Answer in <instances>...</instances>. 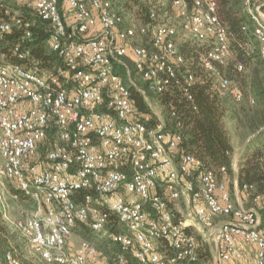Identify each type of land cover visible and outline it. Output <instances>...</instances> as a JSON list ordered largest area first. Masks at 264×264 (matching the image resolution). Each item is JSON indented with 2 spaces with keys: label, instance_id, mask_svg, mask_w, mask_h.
<instances>
[{
  "label": "built area",
  "instance_id": "1",
  "mask_svg": "<svg viewBox=\"0 0 264 264\" xmlns=\"http://www.w3.org/2000/svg\"><path fill=\"white\" fill-rule=\"evenodd\" d=\"M25 1L49 23V44L63 64L49 71L31 65L32 21L0 0V42L14 28L24 32L8 52L0 46V178L36 203L15 228L49 263L87 264L99 256L89 239L72 250L73 228L86 223L105 233L115 215L124 227L111 233L119 250L95 264H221L245 259L242 245L254 251L246 264H264V192L239 186L252 205L237 206L227 167L215 171L182 151V134L134 102L132 87L146 100L148 92L177 86L192 98L201 77L186 67L179 28L153 24L143 44L145 29L139 33L110 0ZM243 3L252 21L243 26L252 33L246 46L264 59V0ZM172 6L186 18L184 33L207 46L200 66L213 78L212 91L241 102V88L221 74L231 50L216 0H194L191 12L187 0ZM236 68L243 71L244 64ZM233 169L237 175L236 160ZM211 234L213 260L205 257ZM0 264L25 263L9 249Z\"/></svg>",
  "mask_w": 264,
  "mask_h": 264
},
{
  "label": "trees",
  "instance_id": "2",
  "mask_svg": "<svg viewBox=\"0 0 264 264\" xmlns=\"http://www.w3.org/2000/svg\"><path fill=\"white\" fill-rule=\"evenodd\" d=\"M110 1L115 6L114 0ZM119 1L124 3L123 7L134 13L137 19V30L141 33L142 29H145V37L148 31H151L153 24L164 23L174 13L172 6L174 0H164V3L159 6L153 4L151 0ZM187 1L188 10L191 12L194 0ZM216 3L219 19L228 31L231 50L229 62L224 69H221V74L229 77L234 85L241 88L244 94L243 100L235 102L231 96L221 97L212 91L213 78L200 66L201 55L207 46L196 39L179 43L186 57V67H189L197 77H201L200 81L190 89L192 98H189V93L185 92L184 88L178 86L161 94L148 92V97L156 100L163 108V118L169 128L182 134L183 139L180 143L182 151L195 155L207 168L215 171H219L222 166L227 167L229 178L235 180L236 176L241 188L245 183H249L254 185V192L262 193L264 192V59L257 49L251 52L246 46V41L252 38V33L244 30L243 26L250 25L252 21L245 11L243 0H216ZM152 11L155 12L153 18ZM4 17L0 8V19ZM29 20L32 21L33 31V39L30 41L31 65L48 71L55 70L63 64V60L49 44L51 38L49 23L41 20L37 14L34 20ZM178 28L182 29V25ZM23 34L22 29L14 28L6 39L0 42L1 48L8 52L11 44L23 39ZM180 35L181 33L177 37L179 38ZM11 60L21 62L14 57ZM239 62L244 64L243 71H238L236 68ZM133 75L143 82L135 71ZM132 91L138 109L153 113L149 101L138 89L132 87ZM251 99L255 102L251 103ZM229 123L234 129H238L239 134L245 139L256 134L238 157L237 175L233 169L236 149L229 133ZM12 191L15 195L26 198L25 192L15 184ZM260 212L264 226V209ZM108 227L115 232L124 230L123 225L117 222L115 215H111ZM0 231L4 235L3 240L8 241L11 232L3 221H0ZM20 244L21 242H18L17 245L20 246ZM7 250L0 252V255ZM205 257L211 258L212 255ZM40 262V264H58L47 262L41 254Z\"/></svg>",
  "mask_w": 264,
  "mask_h": 264
},
{
  "label": "rangeland",
  "instance_id": "3",
  "mask_svg": "<svg viewBox=\"0 0 264 264\" xmlns=\"http://www.w3.org/2000/svg\"><path fill=\"white\" fill-rule=\"evenodd\" d=\"M151 1L156 6L164 3V0ZM114 2L116 3L115 8H118L117 10L122 9L121 11H124L126 13L128 23L137 26V19L134 13L131 10L123 7V2L119 1V3L118 0H114ZM1 3L5 4L8 7L9 11H11L12 13L17 12L20 15H23V17L25 18H29L31 20L35 19V12L25 0H1ZM185 21V17L176 15L174 11L173 15L169 17L165 22L179 27V25H183ZM179 33H181L178 40L179 43L193 39L192 36L185 34L182 29H180ZM151 35L152 31H148L146 37L145 35H143V42L148 43ZM136 79L139 84H143L139 77H136ZM148 101L153 112L163 115V108L156 100L149 98ZM228 125L230 127V132V130H233V126L230 123ZM235 131V135H239V143L240 145H242L246 141V139H248V137L245 139V137L239 134L238 129H235ZM13 187L14 184L10 180L6 178H0V221H3L11 232V235L8 237V241H4V235L2 234V231H0V252L9 248L14 250L15 253L18 254V256H20V258L26 263L40 264V253H38L27 236H25L22 231L15 228L14 226V223L16 221L24 220L29 217L35 211L36 204L27 195L26 198H21L20 196L15 195L12 191ZM229 187L232 191L233 198L235 199V184L233 178L229 180ZM182 205L183 207L185 206L184 203H182ZM107 230L108 231L105 233H97L92 231L89 225L86 223L78 224L73 228V235L70 239L72 250H75L83 239H89L97 246L98 250L100 251V255L95 258H89L87 264H95L98 261L103 260L106 256H112L113 253L119 250V247L111 239V233L113 231H111L109 227L107 228ZM210 238V245L214 250V234H211ZM18 242H21L20 246L17 245Z\"/></svg>",
  "mask_w": 264,
  "mask_h": 264
},
{
  "label": "crops",
  "instance_id": "4",
  "mask_svg": "<svg viewBox=\"0 0 264 264\" xmlns=\"http://www.w3.org/2000/svg\"><path fill=\"white\" fill-rule=\"evenodd\" d=\"M65 9H64V12L68 18V20L71 22L73 20V15H72V12L67 8V5H65ZM230 129V127H229ZM235 129L233 128V130L229 133H231V137H232V142H233V145L236 149V153L234 155V161L236 160V162L238 161V157L240 154H238V151L240 149V147L243 145H240L239 143V135H235ZM230 180V178H229ZM229 180H228V184H229ZM234 184H235V199L233 198V201L234 203L239 206V207H250L252 205V201L245 198L244 195L242 194V192L239 190V184H238V181H237V178L235 176V180H234ZM232 192V191H231ZM208 247H209V251L205 254V256H209L210 254L212 255L211 258H208V259H211L213 260L215 258V249L213 250V248L211 247V245L208 244ZM242 247L245 249V251L247 252V255L245 257V259H243L242 261H228V262H223L221 264H246L248 263V261L253 258V254H254V251L253 249H250L249 247H246L245 245ZM214 248H215V245H214Z\"/></svg>",
  "mask_w": 264,
  "mask_h": 264
},
{
  "label": "water",
  "instance_id": "5",
  "mask_svg": "<svg viewBox=\"0 0 264 264\" xmlns=\"http://www.w3.org/2000/svg\"><path fill=\"white\" fill-rule=\"evenodd\" d=\"M256 134H253L252 136L248 137V139H246V141L243 143V145L240 147L238 154H240L247 146L248 142L252 140L253 137H255Z\"/></svg>",
  "mask_w": 264,
  "mask_h": 264
}]
</instances>
